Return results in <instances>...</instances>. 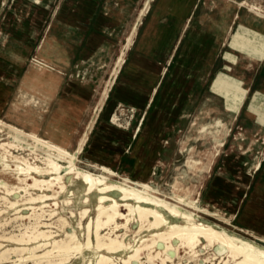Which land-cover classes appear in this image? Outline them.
Segmentation results:
<instances>
[{"label":"crops","instance_id":"1","mask_svg":"<svg viewBox=\"0 0 264 264\" xmlns=\"http://www.w3.org/2000/svg\"><path fill=\"white\" fill-rule=\"evenodd\" d=\"M145 1L41 0V4H36L34 0H0L1 29L42 30L46 27V39L58 34L68 46L63 50L62 59L56 60L57 72H41L44 68L34 65L38 69L36 76L30 72L25 74L21 88L35 90L37 98L43 102L41 106L48 108L45 116L51 114V118L47 121L45 136H49L48 133L58 136L64 119L76 117L66 110L86 108L84 97L90 93L86 88V65L102 57L108 46L122 45L128 31L137 24L132 46L110 91V104L114 109L111 112L115 113L119 108L133 110L135 120L123 123L124 120L118 117L121 122L118 125L105 117L103 120L97 118L89 134L94 138L87 153L88 160L115 165L111 157L121 149V142L98 136H113L111 133L115 132L119 136H141L149 111L167 108V97L174 92L172 82H175L178 68L194 70L188 74L192 87L189 92L183 90L186 100L175 106L174 119L165 121L164 113L160 121L173 124V131L185 119L205 113L213 116L218 110L224 113L225 122L228 121L230 126L239 125L234 136H230L228 129L226 136L211 133V136L193 138L195 144L190 150H194L195 158L204 163L207 160L202 154L216 153L208 171L197 169L198 173L204 174L200 187L207 186L205 205L208 211L221 217L223 220H217L226 227L234 229L231 234L249 237L251 242L264 249V136L260 134L264 135V21L251 17V12L246 11L245 15L232 20L229 9L223 10L222 23H216L213 16L216 10L207 0H149L145 14L139 18L140 11L145 9ZM204 35L211 41L198 71L193 60L187 57V49L193 43L200 44ZM21 66L15 63L11 69L7 66L0 73V113L9 108L11 115L16 110L9 103L12 89L8 83L10 79L18 78ZM38 72L45 79H39ZM181 73L177 82L185 80ZM201 95H204L203 101L199 99ZM187 100L190 102L184 115ZM51 108L53 112L50 113ZM82 112L74 119V124L78 123ZM45 123L44 120L41 122L42 125ZM180 126L179 132L183 133ZM138 128L140 131L134 135ZM177 136H180L178 132ZM136 137H130L129 148L122 152L117 166H112L114 170L124 164L128 154L137 164L134 153L138 143L133 145ZM205 141L212 142L213 146L200 151V142L201 146H206ZM258 158L262 165L259 163L255 169Z\"/></svg>","mask_w":264,"mask_h":264},{"label":"rangeland","instance_id":"2","mask_svg":"<svg viewBox=\"0 0 264 264\" xmlns=\"http://www.w3.org/2000/svg\"><path fill=\"white\" fill-rule=\"evenodd\" d=\"M212 6H214L216 10V13L213 15L216 23H222L223 10H229V9L231 10L232 20H234V18H238L239 16L245 15L244 11H246V12H251L249 14L254 18L258 17L256 19L260 21H264V17L258 14V13L264 14V0H216V4L215 5L212 4ZM218 31L219 29L216 32ZM51 36L52 37L55 36L56 39L52 37L50 39H46L48 38V29L46 27L43 28L42 30H33V29L31 30L29 28H24L19 30H15V29L3 30L0 28V73L2 71H5L6 68H8L7 66H9V68L11 69L10 66H12L15 63L22 64L19 72L20 75L18 76V78H16V80L10 79L8 83L9 85H11V89H12V95L9 99V103L10 105L13 104L14 107H16V110L13 111L11 115H9V108L4 110L3 112L0 113V119L26 132L29 133L34 132L39 137L46 140H49V136H45V132L47 129V121L50 120L51 118L50 113L53 112V109L51 108L49 113L50 115L45 116L47 112H49L48 108L46 106H41L43 105V102L39 100V98H37L38 95L35 92V90L27 87H24L22 89L21 81L25 76V74H27L28 72L36 76V71H38V69L34 67V59L36 57H39V59L43 63H46L49 67V68L44 67L43 71L41 72H51V71L57 72V67H59V65L56 60L62 59V57L65 54L63 50L67 49L68 46L67 44L64 43L60 35L54 34ZM121 46L122 45L108 46L106 49H104L102 57L98 58L97 61L90 62L89 64L86 65V68H84L86 69L85 70L86 80H87L86 88L90 90V93H87L86 96L84 97L86 109H79L75 107L66 110L71 112L72 114H76V117H74L73 119L72 118L64 119V122L62 123L60 128L61 130L58 131V137L59 139L62 140L61 141L62 143L60 144L73 154L75 153V150L77 148L78 140L84 134H86L90 123L95 118V113L92 112L98 94L97 90L98 88L102 89L106 80H110L109 71L121 49ZM53 61L56 63H53ZM175 64L176 62H174L170 72L173 71ZM41 72L37 73V77L43 80L45 78L42 76ZM192 72H194V70L192 71V69L185 70V73L187 75L189 73L191 74ZM39 73L41 75H39ZM190 77L191 76H188L184 86L181 82L174 85L173 94H170L167 97V108H165L164 111L160 113V116L156 120V124L154 123V125L152 126L151 124H148V127H146L148 120L151 119L152 115L155 112V109L152 108L146 117L147 119L144 125L142 126V129L144 128L145 129L142 130L141 136H137V137L128 136L129 141H130V137H136L135 140L133 141V145L138 143V146L135 150L136 152L140 147L141 141L145 138L144 137L145 131H147V129L150 130V136L145 138L141 145L143 149V153L141 149H140L141 150L140 154L134 153V155L137 157V164H136V160L131 155L128 154L124 164L121 167H119L116 170L112 168V166H117L118 164V162L115 161L117 152H123L122 139L123 138L125 139L127 136H124L123 138L121 136H110V137L103 136L104 138H109L113 141L119 140L121 142L120 144L121 149L117 152H114L113 157H111L114 160L115 165L113 163L112 164L110 163L111 165L96 164L88 160L89 154L87 155V153L89 151V146H91L93 142L94 136H89L86 146L84 147V151L75 157L73 163L76 169L78 170L81 169V171H89L94 174H103L104 171L101 170V167H106L114 174L113 177L108 178L111 184H116V185L120 184L121 180L119 179V176L127 175L129 177L130 182L131 183L133 182L136 185L138 184L137 181L139 182V177L136 174V171L138 168L139 158H142L143 162L148 166L145 171V175L148 176V178L152 179L151 181H149L151 183L148 182L144 183L147 184V189L150 188L149 190L145 189L147 195H149L151 198L153 197V199L155 200L158 199L161 201H165L168 204H171V206L175 207V209L178 212L187 215H192L197 221H202L205 223L211 221L214 224L212 223H208V224L213 225L218 229L224 230L230 235H233L231 233L234 229L230 227H226L223 223H221V221L217 220V219L223 220L221 219V217L219 216L214 217L213 216L214 212L211 211L212 212L211 213L210 211H208V208L205 205V195L207 191V186L205 188L200 187L201 184L200 180H203L204 174L202 172L199 173L197 172V169L202 170L204 169V167L200 165L201 161L199 162V160H197V158L194 157L195 152L193 153L190 149L191 146L195 144L193 138H197L198 136H211L210 135L211 133H215V136H217L218 131L221 129V125L219 124V121L224 123L228 127V129H230V133H229L230 136H234L237 133V131H239L238 130L239 125L234 124L230 126L228 124V121L225 122L227 118H224L226 117L224 116V113L219 112L218 110L213 116L205 113V114H200L199 116L197 114V116L192 117L189 120L185 119L184 123L181 125L183 133L179 132L180 125L177 127V129L175 128L173 131H171L174 127L173 124H169V123L166 124L165 122L162 124L160 121V118L164 116L163 115L164 113L166 114L164 118L165 121L168 122L174 119L175 106L180 104L183 101V99L186 100L183 90L185 92L188 89L189 92L192 87V84L189 85V83L191 82ZM175 92L177 93L179 98H177ZM59 99H62V97L60 96ZM179 99L182 100L180 101ZM199 99L203 101L204 95H201ZM189 100L192 101L193 99L190 98ZM190 101L187 100L186 102V106L184 108V113H183L184 115H186V107L188 106ZM110 102H111V92L109 93V97L105 102L103 111L99 113L100 116L98 115L97 118L103 120V118L106 116L107 113L114 111V109L111 108ZM80 111L83 112L80 118L78 119V123L74 124L75 123L74 119L77 118ZM194 112L197 113V110H194ZM115 113L118 115V117L121 120L122 119L124 120L123 123L131 122L135 120L136 112H134L133 110H126L124 108H119L115 110ZM43 120L46 121V123L42 125L41 122H43ZM177 132L180 134V136H177ZM7 133L8 131L5 130V134H3V136L2 134H0V139L3 140L4 142H14V138L12 136H8ZM158 137L168 138V142L166 146L163 147V149L161 148L162 151L159 150L157 152L155 145L158 142ZM23 140L25 142L16 143L22 147V150L15 152L14 155L21 159L16 160L14 158L13 159L11 158L8 162L10 168L6 174H3V172H1L2 167L0 166V181H4L8 185L9 191H11V194L7 195L6 188L0 186V235H1L0 240L2 239L0 241V245H1L0 259L3 258L2 260H0L1 262L0 264H33V262L31 261L24 263L19 261L20 260L19 253L9 252V253H5V255L3 254L7 249L22 248V247L31 248L33 246V244H26V243L18 244L16 242L8 241V239L12 236L15 238H22L23 234L26 231V227L31 222L30 219L28 218L30 216L29 213L32 214L30 210H27L29 205L24 204L25 192L17 188L20 186L17 176L10 173H12V171L16 169L17 165H22L21 161L23 157H26L30 163L37 164L39 166H43L42 161L44 158L47 157L43 151L34 148L33 141L24 138ZM200 143L202 144V142ZM201 144L199 146L200 151L208 150L213 146L212 142L208 143L205 141L206 146L204 145L201 146ZM189 158L192 159L189 160ZM155 159L159 160L162 164L160 166L153 168V166L151 165L153 164ZM194 163L196 165H193ZM197 165H200L201 168L200 166ZM42 178L48 179L49 177L43 176ZM64 181L68 185L69 191L74 192V196H72L73 195L72 193L71 194L66 193L60 195L58 199V203H59L58 206H55L53 201L49 202L51 204L48 206V208H46V210L47 211L55 210L57 213L56 215L57 217L54 220L50 221L51 223H54L52 227L42 228V230H50L54 232L53 236L56 237L55 238L56 240L65 239L66 232L76 234V239L78 240L79 243L83 245V252H82L83 256L81 254L77 255V253H75L73 258L71 259L72 264H96V262L99 260L100 254L111 256L114 259L115 263L123 264V261L130 255L132 249L138 247L141 244L142 240L150 238L152 232L147 230V228L140 230L139 227L140 224L136 220H134L130 223L129 230L127 233L125 229H121L118 232L120 235L126 234V236H124L123 237L124 239L122 238V240L126 244L130 243L129 245L132 247L131 250L114 255L108 254L105 251L98 252L94 248L96 245L95 237H92L91 248L90 249L87 248L86 247L87 226L91 220L95 219L96 199L95 197H91V202L87 206L90 211L89 216L83 219L81 221L82 225H80L79 213L82 209H85L86 206L81 203L84 195L83 194L84 186L79 185L78 183H74V185L71 186L70 180L68 178H66ZM178 183L179 185L181 184V186L185 187L186 189L190 188L192 190H190L189 192H185V191L181 192L180 188L177 187ZM135 188L139 189L140 187L136 186ZM140 191H142V189ZM35 193H39V192L36 191ZM69 198H71L70 204L73 203V205L67 207L66 205H64V202ZM5 199L9 200L10 202H18L17 207L11 208L9 205V201ZM165 210L166 209L163 210L164 211L163 213L168 218H170L171 222L172 221L174 222V219L172 218V215H170V212L168 210L166 211ZM203 210L205 213L203 212ZM217 214L221 216L220 213ZM60 217L64 218L68 223L64 229H60L59 224L56 222L57 219H59ZM178 220L180 224L184 223V220H181L179 218ZM107 232L108 231H105L104 233ZM27 235H29V233ZM27 235L24 236L25 239L28 238ZM239 238L251 243L257 249L264 251L263 248L251 242V239L249 237L243 236V238L241 237ZM163 248H164L163 246L158 247V250H163ZM198 250L200 257L198 259H191L183 248H179L178 254L175 253L174 251L172 252V254L170 255L172 261L168 262L167 264H181V263L182 264H222L221 263L222 260L220 261L219 257L216 259L213 257V253H215L213 249L208 250L200 247L198 248ZM12 253L15 256V259ZM23 256L27 257L28 253L27 252L23 253ZM142 261L147 262L146 258H144V255ZM160 263H161V259H156L152 264H160ZM145 264H150V263L147 262Z\"/></svg>","mask_w":264,"mask_h":264},{"label":"bare ground","instance_id":"3","mask_svg":"<svg viewBox=\"0 0 264 264\" xmlns=\"http://www.w3.org/2000/svg\"><path fill=\"white\" fill-rule=\"evenodd\" d=\"M207 2L213 5L216 4V0H207ZM34 3L40 4L41 0H34ZM148 6H149V0H146L145 9H142L140 11L139 18L145 14ZM258 14L264 17V14L262 13H258ZM136 31H137V24L133 26L125 36L124 43L122 44L118 56L114 60V63L109 71L110 80L105 81V84L102 87V89L98 88L97 90L98 94L92 112L95 113V118L90 123L86 134H84L78 140L77 148L74 154L69 152L64 146L60 144L62 143L61 142L62 140L59 139L58 136H54L53 134L48 133L49 140H46L39 137L34 132L33 133L26 132L0 119V134H2L3 136V134H5V130H7L8 136H12L14 138V142H4L3 140L0 139V166L2 167L1 172H3V174H6L9 171L10 165L8 164V162L11 158L12 159L14 158L16 160L21 159L14 155L15 152L22 150V147L16 143L25 142L23 138L33 141L34 148L43 151L47 156L42 161L43 166L32 164L28 161L26 157H23L21 164L24 166L17 165L16 169L13 170L12 173H10L17 176V179L20 183V186L17 188L25 192L24 194L25 196L24 195L23 196H24V201L26 203L24 202V204L29 205L27 210H30L32 214L29 213L30 216L28 218L30 219L31 222L26 227V231L23 234L22 238H15L12 236L8 239V241L16 242L18 244L19 243L33 244V246L31 248L22 247V248L7 249L3 254L5 255V253H9V252L19 253L20 255V260L18 259L19 261H21L22 263L31 261L33 262V264H72L71 259L73 258L75 253H77V255L83 254L82 253L83 245L78 242L75 233L66 232L65 239L56 240L55 239L56 237L53 236L54 232L50 230H42V228L52 227L54 223H51L50 221L54 220L57 217L56 216L57 213L55 210H49V211L46 210V208H48V206L51 204L49 202L53 201L55 206H58L59 205L58 199L60 195L66 193L69 194L72 193L73 194L72 196H74V192L69 191V187L64 181L66 178H68L70 180L71 186L74 185V183H78L79 185L84 186V193H83L84 195L81 203L86 206L85 209H82L79 213L80 225H82L81 221L89 216L90 211L87 206L91 202V197H95L96 199V208H95L96 216L95 219L93 220L90 219L91 221L87 226V244H86L87 248L89 249L91 248L92 237H95L96 245L94 248L98 252L105 251L108 254L114 255L131 250L132 247L129 245L130 243L126 244L122 240V238L126 236V234L120 235L118 232L121 229H125L127 233L129 230L130 223L134 220H136L140 224L139 226L140 230L147 228V230L152 232L150 238L142 240L141 244L138 247L132 249L130 255L123 261V264H145L147 262L152 264L156 259H161L162 264H167L168 262L172 261V258L170 256L172 252L174 251L175 253L178 254L179 248H183L191 259H198L200 257L198 248L200 247L208 250L213 249L215 251V253H213V257L215 259L219 257L220 261L222 260L221 262L222 264H264V251L257 249L251 243L244 241L239 237L230 235L224 230L218 229L213 225H210L202 221H197L192 215H187L178 212L175 209V207L171 206V204H168L165 201H161L158 199L155 200L153 199V197L151 198L149 195H147L145 191L149 190L150 188L148 187L149 189H147V184L144 183L147 182L151 183L149 181H151L152 179L148 178V176L145 175V171L148 166L143 162L142 158H139V162H138V168L136 174L139 177V182L137 181L138 184L136 185L135 183L132 182L134 184L133 185L130 182L129 177L127 175L119 176V179L121 180L120 184L118 185L111 184L108 178L113 177L114 174L106 167H101V170L104 171V173L102 172L103 174H94L89 171H81V169L78 170L75 168L73 161L77 155L81 154L84 151V147L86 146V143L88 141L89 134L93 130V127L95 125L99 113L103 111L105 102L109 97V93L118 77V74L123 64L125 63L126 55L132 46L134 37L136 35ZM210 41L211 38L204 35L203 38L200 40V44L193 43L190 45L191 48L187 49L188 51L187 57H190L191 60H193L192 62L195 68L198 69V71L201 68L202 62L205 60L206 54L209 52L207 47ZM152 46L154 45L152 44ZM34 65H39L42 68L44 67L49 68L46 63H43L39 59V57H36L34 59ZM180 72H182L181 74L183 78L186 79L184 80V82H182V80L177 82V79L180 76V75L178 76V74ZM174 78H175V82H172V84L174 83V85H176V83L178 84L181 82L184 86L185 82L187 81L188 75L181 68H178V71L176 73V76L174 75ZM231 80L233 79L231 78ZM189 85H191V82L189 83ZM162 111H164L163 108H159L156 111L154 117L150 122L151 126L154 125V123L156 124V120L158 119ZM105 118L111 120L114 124H118V125L121 124L118 116H116L112 112L107 113ZM219 124L221 125V129L218 131L217 136H226L229 131L228 127L221 121H219ZM125 126H127V124H125ZM138 131H140L139 128L135 130L134 135ZM117 134L118 133L116 132L111 133V135L113 136H119ZM260 134L261 136H264L262 132ZM148 136H150V130L147 129V131H145L144 137L147 138ZM102 137L103 136H98V138H102ZM121 137L123 138L124 136ZM144 139L141 141L140 147L135 152L136 154H140L141 150L143 153V149L141 145ZM122 140H123V144H122L123 151L124 150L126 151L129 148V138L127 136L125 139L123 138ZM167 142H168V138L158 137V142L155 145L156 151L158 152L159 150H161V148L166 146ZM191 151L194 153V150ZM121 153L122 152H117V156L115 160L116 162H118ZM215 154H216L215 152L211 153L210 151H207L201 155L202 157L206 158L207 163H204L201 159L199 160V162L201 161L200 165L204 167V169H206L207 171L210 169ZM190 159L192 158H189V160ZM259 163H260V158H258L257 162L254 164L255 169L259 166ZM161 164L162 163L159 160L155 159V161L151 166L155 168L157 166H160ZM193 165L196 164L194 163ZM43 176H48L49 178L48 179H46L47 177L42 178ZM0 186L6 188L7 195L11 194V191H9L8 189V185L4 181H0ZM136 186L140 187L139 189L140 190L142 189V191L136 189L135 188ZM177 187L180 188L181 192L182 191L189 192L190 190H192L190 188L186 189L185 187L181 186V184L179 185V183L177 184ZM36 191L39 193H35ZM70 200L71 198L66 200L64 202V205H66L67 207L72 206L73 203L70 204ZM9 205L11 208H16L18 202L9 201ZM164 209L170 212V215H172L174 222L173 221L171 222L170 218H168L163 213ZM213 216H217V215L213 214ZM178 218L184 220V223L180 224ZM56 222L59 224L60 229H64L68 224L67 221L62 217L57 219ZM105 231L108 232L104 233ZM28 233L29 235H27ZM25 235L28 236L27 239H25L24 237ZM161 246L164 247L163 250H158V247ZM25 252L28 253L27 257L23 256V253ZM143 255L144 258H146L147 262L142 261ZM2 259L3 258H1L0 260ZM96 264H117V263H115L114 259L111 256L100 254L99 260L96 262Z\"/></svg>","mask_w":264,"mask_h":264}]
</instances>
